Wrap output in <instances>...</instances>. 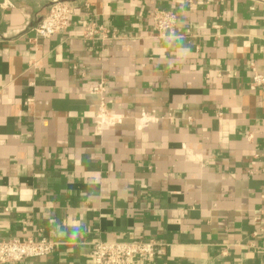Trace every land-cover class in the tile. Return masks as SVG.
Listing matches in <instances>:
<instances>
[{
  "label": "crops",
  "instance_id": "crops-1",
  "mask_svg": "<svg viewBox=\"0 0 264 264\" xmlns=\"http://www.w3.org/2000/svg\"><path fill=\"white\" fill-rule=\"evenodd\" d=\"M52 1L0 0V239L56 242L9 264L138 237L163 248L140 264H264V0H69L66 29L34 37ZM154 8L177 19L163 36ZM101 97L120 120L97 132Z\"/></svg>",
  "mask_w": 264,
  "mask_h": 264
},
{
  "label": "built area",
  "instance_id": "built-area-1",
  "mask_svg": "<svg viewBox=\"0 0 264 264\" xmlns=\"http://www.w3.org/2000/svg\"><path fill=\"white\" fill-rule=\"evenodd\" d=\"M72 5L69 0L52 1L46 13L33 28L34 37L46 38L63 32L70 16ZM151 21L159 36H163L171 30L176 22V16L172 11L154 8L151 13ZM81 37L85 40H97L104 42L114 37V34L103 25L88 23L83 26ZM252 89H264V73L252 68L250 80ZM93 93L102 95L104 84L102 81L90 88ZM153 115L142 114L141 122H147ZM120 120L119 115L110 113L101 97L95 113V128L97 132L107 129ZM264 213V210L262 211ZM20 237H8L0 239V264L14 263L20 260L43 257L51 254L56 242L52 235H32L27 232V224L22 226ZM163 248L155 239L138 237L134 239L103 238L95 239L89 243V254L92 264H140L145 259H151L161 255Z\"/></svg>",
  "mask_w": 264,
  "mask_h": 264
},
{
  "label": "clouds",
  "instance_id": "clouds-1",
  "mask_svg": "<svg viewBox=\"0 0 264 264\" xmlns=\"http://www.w3.org/2000/svg\"><path fill=\"white\" fill-rule=\"evenodd\" d=\"M181 51L183 53H185V54H190L191 53V50L188 47H183L181 49ZM79 235H80L79 229L78 228L74 229V231L71 234H69V239L72 240V241H75L79 237Z\"/></svg>",
  "mask_w": 264,
  "mask_h": 264
}]
</instances>
